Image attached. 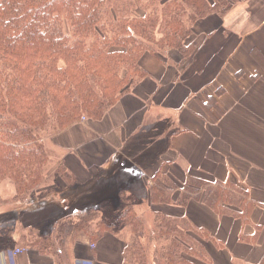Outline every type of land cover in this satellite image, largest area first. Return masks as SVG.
I'll use <instances>...</instances> for the list:
<instances>
[{
	"label": "trees",
	"instance_id": "16d2710c",
	"mask_svg": "<svg viewBox=\"0 0 264 264\" xmlns=\"http://www.w3.org/2000/svg\"><path fill=\"white\" fill-rule=\"evenodd\" d=\"M240 1L0 0V183H14L18 202L34 195L45 183L46 135L61 134L83 120H101L149 76L140 64L147 53L169 61L168 50L176 49L182 57L178 67L188 68L197 50L190 41L191 24L213 14L226 15ZM223 93L221 89L217 95ZM160 157L161 153L155 156L156 164ZM57 173L68 179L62 170ZM136 176L132 169L119 167L115 176L107 177L105 187L90 191L80 218L60 220L54 234L35 236L31 230L27 241L15 242L16 219H5L0 237L7 243L0 251L23 247L51 257L55 264H76L70 246L81 236L96 245L105 233L120 236L129 227L133 240L125 245L123 264H150L143 239L156 244L155 260L162 259L157 264H212L209 249L199 241L218 244L209 232L187 229L159 213L147 234L136 212L140 199L182 208L202 200L221 217L227 215V206L237 205L242 211L235 216L244 222L254 209L232 185L213 187L192 176L183 184L158 171L153 178L157 185L140 182L137 188L127 182ZM87 185L76 181L77 187Z\"/></svg>",
	"mask_w": 264,
	"mask_h": 264
},
{
	"label": "crops",
	"instance_id": "0c3cea01",
	"mask_svg": "<svg viewBox=\"0 0 264 264\" xmlns=\"http://www.w3.org/2000/svg\"><path fill=\"white\" fill-rule=\"evenodd\" d=\"M242 2L226 15L213 14L191 24L190 41L197 50L188 68H179L170 60L165 62L148 53L144 55L141 66L149 76L136 86L132 103L127 102V108H131L137 103L147 107L151 101L171 128L168 147L161 154L156 172L181 183L192 176L213 187L232 185L240 189L244 201L254 205L253 211L245 216L246 222L235 216L241 213L240 208H230L233 213L221 217L202 200H192L185 208L164 204L149 206L171 217L190 219L199 228L209 231L223 246L222 250L215 248L216 264H261L264 260V0ZM245 12L248 15L244 16ZM170 57L179 58V63L182 60L176 49H170L167 58ZM254 58L259 59V63ZM221 89L224 93L218 96L216 92ZM202 97L216 98L217 118L201 112ZM117 108L119 106L113 111ZM137 121L140 124L142 119ZM104 164L77 163L78 169L72 167L73 171L86 173L92 168L90 178L77 180L78 184H88L86 192L105 187L107 178L98 173L99 166ZM113 169L118 171L119 168ZM145 172L142 170V177L136 176L131 186L138 188ZM152 181L148 178V182L141 184L152 187ZM42 189L27 202L0 211V218L16 213L13 241L19 242L21 234L29 230L35 236L42 235L44 230L54 234L58 222L71 217L69 209L78 194L56 191L49 199L41 200ZM180 193L176 191L173 197L177 199ZM89 195L86 193V197ZM29 214L31 216H27ZM27 218L33 221L30 225L24 222ZM124 248L125 240L121 236L106 233L96 245H90L81 236L72 246L73 259L76 264H122ZM15 252L0 251V264H55L51 257L37 251ZM209 252L212 253L211 248Z\"/></svg>",
	"mask_w": 264,
	"mask_h": 264
},
{
	"label": "rangeland",
	"instance_id": "374dc122",
	"mask_svg": "<svg viewBox=\"0 0 264 264\" xmlns=\"http://www.w3.org/2000/svg\"><path fill=\"white\" fill-rule=\"evenodd\" d=\"M242 1L243 4L248 3V0H242ZM254 11H256V9H254ZM246 15L248 14L245 12L244 16ZM169 53L170 50H168V55ZM161 58L164 61L166 60L165 62H167V59L165 57L164 58L161 57ZM178 60L180 59L179 58L174 59L173 57L172 58L170 57L171 64H174L177 67L182 62L181 60V62L179 63ZM255 61L259 63V59L257 60L255 59ZM141 62L142 59L140 61V64ZM257 80L259 79H256L255 81ZM135 88L136 85L130 91L129 96L122 99L120 103L115 104L113 108H111L106 112V114L101 120L98 121L83 120L79 123L70 126L69 128H67V130H65L61 134L58 133L56 135L47 136L46 131L43 133V135H46L44 138V147L47 151L49 161L44 171L45 183L39 187L40 190L43 188L42 191H40L41 200L49 199L55 194L56 191H62L66 195L78 194L77 197H73L77 199V201L73 203V206L71 205L69 209V213L71 215L75 214L76 217L74 218L79 219L80 217L77 215L78 214L77 212H82L87 202L90 201L88 197L91 195V193L86 192L88 185L86 187H77L76 181L78 180L81 182L86 178L87 179L90 178L89 174L91 175L93 171L92 168L90 167L87 169L88 173H86L84 170L83 172L73 171L72 167L78 169L77 163H81L84 165L89 163L91 166H93V164L106 163L105 161L110 156L111 159L109 161L110 162L109 165L104 164L102 166H99L101 168L102 167L108 168L107 170H102L101 168H99L98 173L101 174L102 178L105 176L106 178L108 176L109 177L115 176L116 171L113 168H116V166L117 168L125 167V170L132 169V171H135L137 176L140 177L142 170L145 169L146 175L144 176L142 182H145L146 180L148 182V178L153 179L156 176L157 172L155 168H157V164L155 163V156H157L160 153L162 154L165 151L167 145V138L171 133V128L168 124V121L166 122V120L163 118V114L161 113V111L155 109L154 104L151 101H148L146 105L147 107H145L143 104L137 103L136 107L132 105L131 108H127V102L130 104L132 103L133 100L132 96ZM219 91H217L216 94L219 93ZM203 98L204 97H202L201 99ZM210 98L211 97H205L202 101H200L202 107L201 112L204 115L210 114L211 116L217 118L216 116L219 113L216 110V105H215L216 99L214 97H212L211 99ZM116 106H119V108H117V110L114 112L113 110ZM140 118L142 119L140 124H138V121L135 122V120H138ZM145 127L147 129H145ZM109 168L111 169L110 173L108 172ZM59 170H62L64 174L68 176V179H61L57 173ZM49 172L51 173L54 172V173L50 174ZM57 175L59 177H57ZM129 175L132 176L133 173L130 171ZM93 176L96 175L93 174ZM146 176L148 178H146ZM157 180L162 181L161 176L158 175ZM127 182L129 185L132 184L134 182V178L128 177ZM152 182L154 183L153 185L157 183L156 181H152ZM51 187H55V188H51ZM133 187L130 188L131 191H133ZM86 193L90 195L86 197ZM14 194L16 197L15 196L13 197ZM32 196L33 194L27 200H29ZM125 196L126 198H128L127 196L129 195L125 193ZM27 200H25L24 202L17 201V190L14 183L10 181H5L0 183V211L8 210L10 208L15 207L16 205L19 206L27 202ZM36 201L42 202L38 199ZM140 203L141 205L138 206L136 212L140 217V219L144 221L145 227L147 228L146 229L147 234L152 229L153 219L155 215L160 213L161 216L164 215L166 216V218L168 217L167 219L171 217L166 215V213L162 211L154 210V208L151 209L149 206L152 203H147V201L144 203L142 202L141 199H140ZM26 204H30V202ZM42 205L45 204L43 203ZM230 208L239 209V206L236 205V206L227 207V211H228L227 214L233 213L229 210ZM27 216H31V214ZM172 218L179 220L180 223H183V226L186 225L187 229L193 227L198 230H203L206 233L209 232L204 228H199V225L197 226L193 224V222L190 219L187 218L182 219L179 217H172ZM5 219H13V220L17 219L16 213L11 212L6 214L3 218H0V223L2 221H5ZM24 222L30 225L33 221L27 218L24 219ZM46 231L47 230H44V232ZM29 233L30 232H26L22 234L20 233L22 236L21 240L27 241L30 238ZM120 236L125 240V245L126 243H130L133 240L131 228L129 227L123 230ZM6 241L7 239L5 237H0V248L5 247L7 243ZM199 241L203 243L208 249L211 248L213 254L211 253L208 257L210 259V262L212 261V264H216L214 260V257L216 255L215 248L222 250L223 246L213 243L212 241H206L204 239L202 241L201 240ZM142 243L144 244L145 248L146 247L148 248V257H147L148 262L150 264H157L158 260H155L156 256L154 251L156 250L155 249L156 244L152 243L151 245H149L146 239H143ZM160 245L161 243H159L158 247ZM10 250H14V251L16 250L15 253H19L20 251H23L24 253L28 251L26 248L23 247L19 249H15V248L7 249V251ZM70 253L72 254V246H70ZM123 260H122V264H123ZM161 261L162 259L159 258L158 262ZM73 263H75V261H73Z\"/></svg>",
	"mask_w": 264,
	"mask_h": 264
},
{
	"label": "bare ground",
	"instance_id": "6f19581e",
	"mask_svg": "<svg viewBox=\"0 0 264 264\" xmlns=\"http://www.w3.org/2000/svg\"><path fill=\"white\" fill-rule=\"evenodd\" d=\"M26 251H27V250H26ZM28 251H29V250H28ZM18 252H19V251H18ZM19 253H20V254H22V253H23V251H20Z\"/></svg>",
	"mask_w": 264,
	"mask_h": 264
}]
</instances>
